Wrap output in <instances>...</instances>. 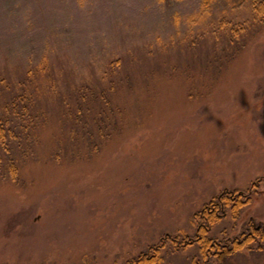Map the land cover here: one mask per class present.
I'll return each instance as SVG.
<instances>
[{
    "label": "rangeland",
    "instance_id": "rangeland-1",
    "mask_svg": "<svg viewBox=\"0 0 264 264\" xmlns=\"http://www.w3.org/2000/svg\"><path fill=\"white\" fill-rule=\"evenodd\" d=\"M197 1L0 0V104L43 59L56 83L30 155L0 175V264H264V23L224 0L200 19ZM83 85L111 101L105 138L89 123L74 142L62 116ZM233 192L234 214L209 204ZM197 228L258 232L218 260L175 242Z\"/></svg>",
    "mask_w": 264,
    "mask_h": 264
},
{
    "label": "trees",
    "instance_id": "trees-1",
    "mask_svg": "<svg viewBox=\"0 0 264 264\" xmlns=\"http://www.w3.org/2000/svg\"><path fill=\"white\" fill-rule=\"evenodd\" d=\"M156 1L163 2L165 0ZM221 1L222 0H198L197 2H199L200 6L199 18L201 19L203 15L207 14L212 5ZM224 1L229 3L230 11L232 13L237 14V9L244 8L249 10L250 17L253 18V22L255 21L258 23H264V0ZM227 20V15H223L219 23H223L222 26L228 25L231 21L228 22ZM219 23L218 26L217 24L215 25V22L210 24V32L212 28L217 29V27H222ZM213 24L215 27H212ZM242 27L243 26L241 25L240 28ZM46 64L47 61L43 59V61H40L39 65H37V68L34 71L32 69L28 70L26 73L28 80H30V84L26 82L18 84L17 94H11V98L7 103L3 102L2 104H0V109L2 110V112L0 113V175L4 171L9 176L14 178V176L17 174V167L19 162L24 156L30 155L31 149L29 148V146L36 143V140L38 139L37 137L44 127L43 124H45L46 122V112L45 108L39 103L40 100H42V96L47 98L49 95L48 92H54L56 87L54 76L53 74L47 72L48 69L46 68ZM113 64L114 62H112L110 66L112 67ZM44 86H46L48 90H46ZM106 94L107 90L102 87L99 89L98 86L94 87L90 85H83L82 88H74V91L70 94L69 98L75 96L76 117L75 119H73L70 116V104H68V109L63 113L62 116L64 118L63 124L65 126H67V124L69 123L68 121H70V123H72L73 125L71 128H67L69 139L75 142L76 139L80 137L82 141L84 139L82 138L81 134H84L87 139L88 137H92V128H90L89 123H92L93 126L97 129L96 132H98L101 137L104 136L105 138V135L102 132L103 125H101V123L106 119L104 118L103 114L104 106L101 104L105 103V105H107L109 104V101H111L107 98ZM1 98H4V95L2 94V88L0 85V99ZM83 124H86V129L82 128L84 126ZM74 126H76L77 128H75ZM226 194L223 193L219 195L215 200L209 201V204L213 206L212 208H215V211H217L218 208H226L230 210L232 214H234L233 211L237 210V208H240L241 206L243 207L244 205H246V203H243V205L238 201V198L242 197L243 195L242 192H233L232 194ZM199 230L201 231V229ZM199 230H195V238H190L188 234L180 233L175 236L174 240L181 247L187 246L192 243L195 244L197 242L198 244H200V246H202L201 252L204 257L219 256L218 260H221L223 257H225V253L231 255L236 250L244 246L249 247L247 246V244L250 240H252V234H255V232L257 234L258 232L255 229H245L246 231H243V233L240 234L241 238L239 239L234 238L233 240L230 237L223 236V240L217 239L216 241L212 237L204 239L205 237H203L202 234H199ZM262 236L264 237V233H262ZM218 253H220V255H217ZM152 258H154V256H152ZM152 258L140 257L129 261L128 264H153L156 262V260H153Z\"/></svg>",
    "mask_w": 264,
    "mask_h": 264
},
{
    "label": "flooded vegetation",
    "instance_id": "flooded-vegetation-1",
    "mask_svg": "<svg viewBox=\"0 0 264 264\" xmlns=\"http://www.w3.org/2000/svg\"><path fill=\"white\" fill-rule=\"evenodd\" d=\"M210 211H211V210H210ZM259 227H260V226H259ZM259 227H258V228H259ZM197 230H198V228H197Z\"/></svg>",
    "mask_w": 264,
    "mask_h": 264
}]
</instances>
